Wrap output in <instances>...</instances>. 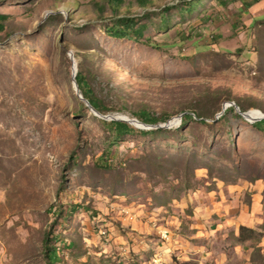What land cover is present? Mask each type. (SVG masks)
Listing matches in <instances>:
<instances>
[{
  "label": "rangeland",
  "instance_id": "1",
  "mask_svg": "<svg viewBox=\"0 0 264 264\" xmlns=\"http://www.w3.org/2000/svg\"><path fill=\"white\" fill-rule=\"evenodd\" d=\"M208 4L0 0V264H45L46 233L56 264H264V132L239 114H264V27L217 42ZM125 17L141 35L111 37ZM73 63L101 115L180 124L114 140ZM229 204L247 240L209 230Z\"/></svg>",
  "mask_w": 264,
  "mask_h": 264
},
{
  "label": "crops",
  "instance_id": "2",
  "mask_svg": "<svg viewBox=\"0 0 264 264\" xmlns=\"http://www.w3.org/2000/svg\"><path fill=\"white\" fill-rule=\"evenodd\" d=\"M194 1L197 2L200 0ZM206 2L207 4L209 3L208 5H217V7H215V10H217L218 12H222H220L219 14L223 18H226L228 24V28L225 29L220 27V29L219 26L220 24H223V22L221 23L218 20H213L212 23H215V26L220 29L219 35L214 37L217 42L231 40L229 39L231 36L227 35L229 31H231L232 35L236 34L234 35V38H232L235 39L237 37L240 38L242 36L241 34L243 33L251 35L252 33H254L256 28L264 27V0H206ZM239 29H242V31L239 32ZM231 206V204L227 205L226 211L224 210L225 213H217L219 214L218 216L220 218H210V222L208 224V228L210 231L213 232L222 229V226H224L221 222L222 217L225 218V221L228 222V226H230L229 229L231 230H237L239 227L248 226V224L243 221L242 215L237 216L234 214H230V210L228 208H230ZM210 213L212 215L213 213H216V211L212 210ZM207 214H205L204 218L208 217ZM232 215L234 217H231ZM227 217H229L230 219H227ZM132 226L133 227L131 228V232H134L136 230H139V232H143V229L141 228V225L138 221L135 222ZM221 264H225L224 260L221 261Z\"/></svg>",
  "mask_w": 264,
  "mask_h": 264
},
{
  "label": "trees",
  "instance_id": "3",
  "mask_svg": "<svg viewBox=\"0 0 264 264\" xmlns=\"http://www.w3.org/2000/svg\"><path fill=\"white\" fill-rule=\"evenodd\" d=\"M141 3H145V0H138ZM192 1V0H190ZM123 0H107V3L111 5L112 7H116L117 5H121ZM1 20H3L4 17H1ZM135 26V20L132 18H123V19H118L114 23L112 27H110V36L115 37L118 39H125V38H130V33H134L136 35H141V32L143 31V26H138L137 28L134 29ZM256 28L255 30H257ZM148 44H151V42H147ZM75 80L77 82L78 88L81 90L82 94L84 97L88 100V102L91 104V106L97 110L98 112H101L100 107L97 105L95 101L90 99L87 94L88 91L87 89V84L85 81L81 78V76L76 75ZM185 118L183 121L187 120L189 117H183ZM153 120V119H152ZM150 123L154 124V121H145V123ZM258 130L264 132V120H261L254 125ZM110 130L114 136V140H117L119 137L129 135L134 133V129L131 128L128 124L122 123V122H111L109 124ZM164 132L162 129H157L154 133H162ZM152 133V132H150ZM240 234L239 238L243 240H247L246 237H244L245 233H250L252 231L240 227L239 228ZM107 234V233H106ZM56 246L54 244H51V239L49 233L45 234L44 240H43V253H44V259H45V264H56L60 259L58 257V252L55 251Z\"/></svg>",
  "mask_w": 264,
  "mask_h": 264
},
{
  "label": "water",
  "instance_id": "4",
  "mask_svg": "<svg viewBox=\"0 0 264 264\" xmlns=\"http://www.w3.org/2000/svg\"><path fill=\"white\" fill-rule=\"evenodd\" d=\"M74 64V63H73ZM75 76H76V73L72 72V80H73V90L75 92V94L77 95V97L83 102V104L89 109V111L96 117L100 118V119H103V120H106V121H111V122H122V123H126L128 125H132V123H134V128H137V129H140V130H145V129H151V128H155V129H166V128H171V126L169 125L170 124V121H168L167 123L163 124V125H155V126H151V125H147V124H144V123H141L139 122L138 120L136 119H131L132 123H130L128 121V119H124L120 116H117V114H112V115H101L98 111H96L92 106L91 104L88 102V100H86L85 98H83L82 94L80 93V90L78 88V85L76 83V80H75ZM226 105V104H225ZM225 105H223L222 107V111L221 113H223L226 108L228 107H234L235 109L238 110V107L235 106V104L233 102L231 103H227L228 107H226ZM220 113V114H221ZM239 114L240 116L245 119L246 121L250 122V123H253V122H256V121H261V120H264V114L259 117V118H256V119H253V121H250L247 116H248V112H240L239 111ZM177 119L179 120L177 126L180 124L181 122V119H182V114L179 115L177 117ZM138 125V126H137ZM133 127V125H132Z\"/></svg>",
  "mask_w": 264,
  "mask_h": 264
},
{
  "label": "bare ground",
  "instance_id": "5",
  "mask_svg": "<svg viewBox=\"0 0 264 264\" xmlns=\"http://www.w3.org/2000/svg\"><path fill=\"white\" fill-rule=\"evenodd\" d=\"M72 72L74 73H76L77 72V68H76V64L74 63L73 64V66H72ZM226 107H228V105L226 104L225 105ZM263 115V113L262 112H260V111H258V110H252V111H249L248 112V116H247V118L250 120V121H253V119H256V118H259V117H261ZM117 116H120V117H122V118H124V119H128V121L130 122V123H132L131 121V119L132 118H130L129 116H127V115H122V114H117ZM178 122H179V120L176 118V119H174L172 122H170V126L171 127H176L177 126V124H178ZM132 125H133V127H134V123H132ZM131 125V126H132ZM138 126V125H137ZM163 234H169V232H167V231H162L161 232V238L164 240V241H166V238H163ZM168 239H169V237H168ZM158 264V263H157Z\"/></svg>",
  "mask_w": 264,
  "mask_h": 264
},
{
  "label": "built area",
  "instance_id": "6",
  "mask_svg": "<svg viewBox=\"0 0 264 264\" xmlns=\"http://www.w3.org/2000/svg\"><path fill=\"white\" fill-rule=\"evenodd\" d=\"M259 1V0H258ZM124 218H126V223L130 221L129 217H126V212H124ZM157 231H161V229H157ZM163 238H166V244H168V234H163Z\"/></svg>",
  "mask_w": 264,
  "mask_h": 264
}]
</instances>
